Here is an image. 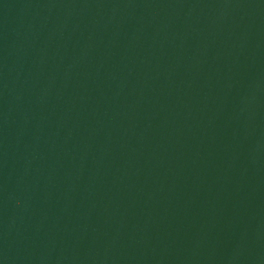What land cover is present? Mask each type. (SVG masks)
<instances>
[{
    "label": "water",
    "instance_id": "obj_1",
    "mask_svg": "<svg viewBox=\"0 0 264 264\" xmlns=\"http://www.w3.org/2000/svg\"><path fill=\"white\" fill-rule=\"evenodd\" d=\"M0 264H264V0H0Z\"/></svg>",
    "mask_w": 264,
    "mask_h": 264
}]
</instances>
